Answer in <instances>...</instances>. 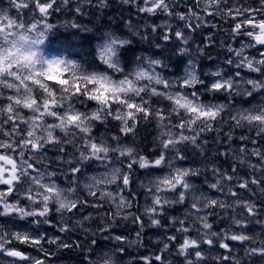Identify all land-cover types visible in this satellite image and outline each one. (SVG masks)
<instances>
[{
  "label": "trees",
  "instance_id": "16d2710c",
  "mask_svg": "<svg viewBox=\"0 0 264 264\" xmlns=\"http://www.w3.org/2000/svg\"><path fill=\"white\" fill-rule=\"evenodd\" d=\"M23 1L19 2L28 3L25 11L33 14V20L23 15L22 23L28 25L36 19L47 23L51 30L46 35V48L62 63L33 78L37 84L31 94L37 102L34 111L11 101L18 93L12 91L14 86L6 78L2 80L10 88L0 87V155L12 159L17 152L10 148L17 144L34 168L46 171L53 183L73 195V201L71 208L50 204L46 212V208L27 199L28 191L33 193L37 187L27 185L25 180L0 187V247L33 251L38 259L50 264H97L92 251L95 247L116 250L115 260L99 264L155 260L159 254L154 247H206L196 241L190 229V223L198 219L186 202L167 201L165 207L155 208L162 210L153 215L140 211L141 204L149 210L152 206L147 201L155 199L145 185L147 166L159 161L169 142L188 171V186L210 201L206 215L215 223L213 230L220 233L228 227L236 233L235 224L251 213L248 229L253 241L245 238L233 245L221 237L227 247L237 251V257L226 253L224 264H255L240 253L245 248L264 247V125L234 116L232 106L258 103L264 112V71L254 68L239 75L242 90L229 92L225 84L210 91L208 68L215 65L216 58L226 57L224 45L231 44L219 42L228 35L220 22L227 17L216 11L217 16L211 20L215 29L207 26L208 20L201 21L199 15L205 18L207 9H196L194 0H169L165 15L153 10L150 0H55L45 18L40 19L39 10L49 0ZM11 5L12 0H8L0 4V10ZM105 35L117 36L125 43L118 50V70L98 58L96 45ZM148 59L159 64L158 71L170 82L168 88L132 77L139 64ZM188 60L196 63L197 74L193 84L185 86L181 84L182 73ZM17 72L22 74L20 69ZM94 76H106L111 82L130 77L133 88L109 90L92 80ZM161 91L183 92L222 109L209 120L178 107ZM66 108L70 114L78 113L83 121H72L64 112L62 125L58 117ZM33 117L39 119L37 128L46 136L39 152L30 153L24 147L23 125ZM112 164L124 175L123 191L115 194L122 196L124 206L116 207L108 192L103 196L94 191L90 196L76 179L77 174L103 170ZM29 224L49 227L61 243H45L42 238L35 244L29 236L17 239L16 227ZM222 255L220 251L221 261ZM205 260L209 261V256Z\"/></svg>",
  "mask_w": 264,
  "mask_h": 264
},
{
  "label": "rangeland",
  "instance_id": "374dc122",
  "mask_svg": "<svg viewBox=\"0 0 264 264\" xmlns=\"http://www.w3.org/2000/svg\"><path fill=\"white\" fill-rule=\"evenodd\" d=\"M6 1L8 0H0V4H3ZM19 1L23 0H12L11 7L7 6V10H0V87H3L2 90L10 88L5 87L6 85L2 83V77L6 74L8 76V80L10 81V86H14L11 87L12 91L15 89L14 93H18L15 94L13 98H11V101L16 104L22 103L24 108L34 111L36 108V103L33 102L31 94L32 91L34 92V89H36L37 84L34 82L33 78L36 79V75L39 77L45 75V68L53 69L60 64V61L56 57L49 55L46 51L44 47V36L46 34V29H44L42 26H39V21H31L28 25H24L22 23L23 18L21 16L26 15L31 20H33V14L31 12L25 11L28 3L23 4ZM222 1L227 6L228 0H198L196 2L198 4L202 2L199 8H207L209 6L208 8L211 9L213 8L211 6H218ZM54 2V0H49V5H52ZM150 2L151 6H153V10H161L160 12H163V15L168 13L171 4L169 3V0H150ZM223 2L218 8L224 7ZM249 4L250 6H248ZM257 5L258 2L256 3L255 1H249L246 5L241 2L230 4L229 6L232 11L238 13L235 18L236 21H238V23H236L237 26H233V22L229 24L226 22L223 23V28L228 33V35L241 37V40L237 41L235 48L227 54L225 62L228 68L224 71L221 68L215 67L212 72L214 85H218L223 81L230 87L229 92H234L238 90V88L242 90L243 84H241L242 82H239L238 80L239 75H242L245 71L250 72L255 66L258 65H262L264 67V52L260 51L254 44L257 36L254 23L261 22L264 17V13H260L259 8H256ZM242 8L245 10L242 11ZM251 8L253 9L251 10ZM250 10L254 12L255 15H258L257 19L252 20L250 18L248 15ZM44 12L45 11L43 8L39 10V18H44ZM199 15H201V18L203 19L201 21H205L204 19L208 20L206 21L207 26H213L210 20L214 14L211 12V10L209 12L207 11L205 18L202 17V14ZM191 17L194 19L196 17L195 13L191 14ZM6 20L7 22L5 23L4 21ZM19 20L21 22H19ZM239 23L240 25L238 26ZM97 50L101 56L109 60L107 56L110 55L109 51L114 53L115 45L112 50V42L109 39H104L99 43ZM12 65L17 66L18 68L13 69ZM158 66V63L148 59L140 64V66L134 72V76L138 79L147 81L146 83L151 82L156 86L168 88L169 85H167V83L170 82L161 76V73L158 71ZM18 69H20L22 74L17 72ZM186 75L187 77L190 75L193 76L192 67L187 69ZM91 79L95 80L99 83V85H103L109 90L128 91L129 89L133 88L131 79L125 78L113 82H110L105 76H94ZM261 83L264 85L263 80ZM43 95L44 94H42V96ZM168 95L171 99L175 100L178 107H181L185 111L195 113L196 115H204L208 119H214L217 117L222 109L221 106L217 105H203L197 99L189 97L183 92L172 91ZM64 112L69 114L68 118L72 121H83L78 113L70 114L66 108L65 111H63L58 117L59 122H62V125H64V120L62 118V114H64ZM232 114L234 116L236 115L247 118L256 122V124L264 125V112H262L258 103H242L238 106L233 105ZM11 119L13 120V118ZM37 121L38 118L33 117V119H30L24 123V125H26L25 128L27 130V135L30 139V142L33 140V143L31 144L32 151L40 150L38 140L46 136L43 132L37 133ZM69 125H71V123L67 124V126ZM19 137L20 135L17 139H20ZM164 148L165 152L162 154L159 161H157L156 164H148L146 169L148 172V177L146 178L145 185L150 192V197H155V199L153 198L147 201V203L152 206L149 208V210L146 209L144 204L140 205L142 208L147 210L145 211L146 215H153L156 212H159L162 209L154 211L155 208L159 206L161 208L165 207V203H167V201L172 204L176 202H186L187 207L191 208L192 206L196 211L198 222H191L190 229L193 232L194 237H196L195 239L198 243H204L208 241L212 244V246L208 248H184L191 250L193 253L198 251L199 253H205L204 255L209 256V261L213 260L211 264H219L218 255L220 250L218 249L221 248L225 241L222 240L221 236L232 242L233 245L241 244L245 238L249 241H253L254 236L251 235V231L248 229V218L251 216V213L249 212L243 216L239 223L235 224V226L238 228L236 233H234L233 230L228 227H225L224 231L220 233L213 230V225H215V223L213 221L212 224L210 218H208L206 215V211L209 209L208 205L210 201L204 195L197 194L193 187L188 186V183L186 182V179L188 178V175H186L187 170L180 164V159L173 150V146H169V142H166ZM94 152H97V150L94 149ZM18 167L21 169V171L16 170ZM169 167H171L172 171L169 169ZM29 170L30 168L27 169L26 167L19 166L15 162L10 160L8 161L4 156L0 155V176H4L0 186L5 187L7 186V183H18L17 180H20L22 177L21 173H23L27 178ZM30 174L31 176L28 177L27 185L37 187V190L33 193L28 191L27 199L32 205L39 204L42 207L44 206V208L46 207V212L49 211L50 204L60 209L67 208L72 205L73 195H71L70 192L62 190L58 185L53 183L50 175L46 171L35 169L32 172L30 171ZM123 176L124 175H122V172L119 170V168L112 164L111 167H107L103 170H96L91 173L85 171L81 174H77L76 179L80 183H83L82 185L89 193H93V191H100L103 196L106 192L112 194L114 205L119 207L121 204L120 201H123L122 196L119 198L115 194L121 195L123 191V187L121 185L124 182V180L121 182V178ZM40 188L43 189V192H40ZM126 204L127 206L129 205L128 200L127 202L125 201V205ZM121 205L124 206V204ZM216 206L218 207L219 205ZM127 215L129 216L130 213ZM245 216H247L246 219H244ZM132 217L133 215H131V218ZM16 230V237L17 239L19 238V240H23L25 237L29 236L28 238H30L33 243H40L42 238H45V243L51 244L52 242L57 244L61 243L62 241L61 238L55 237L54 234L50 232L51 229L49 227L41 229L40 227L37 228L34 224H29L23 228L16 227ZM183 231L185 234L187 233L185 229H183ZM218 244H220L219 248L216 246ZM1 248H3L4 257H7L6 249L4 247H0V249ZM109 248L112 249L114 247H95L92 250L94 252L93 257H95L99 263H111V261L114 259L113 252L116 250L115 248L109 250ZM226 252L228 254L232 253L234 257H237V251L234 250L233 247H229V250L226 249L223 251L224 254L221 258L224 261ZM1 253L2 251H0V254ZM183 253L185 254V252ZM157 254H159V250ZM240 255L241 257H246L247 262L253 261L255 264H264V247H255L254 250L245 248V252L240 253ZM257 258L261 260H257ZM26 260L28 264L38 263L37 256L35 254L28 253L26 255ZM172 264L178 263L173 261ZM179 264H187V261L181 262Z\"/></svg>",
  "mask_w": 264,
  "mask_h": 264
},
{
  "label": "water",
  "instance_id": "95a60500",
  "mask_svg": "<svg viewBox=\"0 0 264 264\" xmlns=\"http://www.w3.org/2000/svg\"><path fill=\"white\" fill-rule=\"evenodd\" d=\"M260 30L262 31L264 29V26H260L259 27ZM257 44L259 47H264V36H262L258 41H257ZM13 257H17L19 259H22V256L21 255H15L13 254Z\"/></svg>",
  "mask_w": 264,
  "mask_h": 264
},
{
  "label": "flooded vegetation",
  "instance_id": "af4514ba",
  "mask_svg": "<svg viewBox=\"0 0 264 264\" xmlns=\"http://www.w3.org/2000/svg\"><path fill=\"white\" fill-rule=\"evenodd\" d=\"M261 23V22H260Z\"/></svg>",
  "mask_w": 264,
  "mask_h": 264
}]
</instances>
